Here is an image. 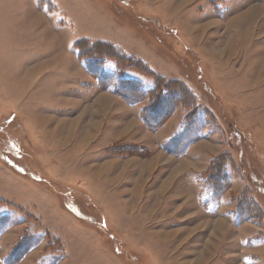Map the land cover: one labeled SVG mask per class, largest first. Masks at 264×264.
Segmentation results:
<instances>
[{
  "label": "rangeland",
  "instance_id": "rangeland-1",
  "mask_svg": "<svg viewBox=\"0 0 264 264\" xmlns=\"http://www.w3.org/2000/svg\"><path fill=\"white\" fill-rule=\"evenodd\" d=\"M128 78L187 98L152 129ZM5 257L264 264V0H0Z\"/></svg>",
  "mask_w": 264,
  "mask_h": 264
},
{
  "label": "trees",
  "instance_id": "trees-1",
  "mask_svg": "<svg viewBox=\"0 0 264 264\" xmlns=\"http://www.w3.org/2000/svg\"><path fill=\"white\" fill-rule=\"evenodd\" d=\"M81 50V49H80ZM82 52L80 53V56H82ZM105 57V56H104ZM108 57V56H107ZM102 78L103 80L105 81H108V78L109 76L107 75H103ZM160 83H158L156 81V85L152 88V89H149V90H143V84L139 81H136V80H133V79H122L120 80L117 88H115V91L120 94L121 96H123L124 98H128L130 97L131 99H129L130 103H135L137 101H135V97L139 94V92L141 93H144L146 96H149L150 100L153 102H151V104H153V106H149L145 109V111H143V120L145 121V123L152 129H159L160 126L162 124H164V122L167 120V118L170 116L171 114V111H172V108L171 107L175 101L174 98L178 97L181 98V97H185L187 98L185 95V93L180 89L181 86H175V88L177 89V91L173 92L174 94L173 95H170L169 92H168V89L167 91L164 90L163 93L161 91V94H159L160 92V89L162 88L160 85ZM144 91V92H143ZM125 92V93H123ZM155 93L157 95H155ZM164 95V99H163V104L164 106H162V108L165 110V112H161L162 114H160V112H157L156 109L154 108V105L157 103V100H158V97L159 96H163ZM189 100V98L185 101V103H187V101ZM189 102V101H188ZM161 104V102H160ZM159 104V105H160ZM186 106V105H185ZM186 107H189V106H186ZM199 112V111H198ZM196 112L193 116V119L200 117V113ZM199 120V119H198ZM176 138H171L169 139L168 141H166L165 143H163V147L165 149H167L168 151L170 152H173V153H177L178 155H184L187 148H180L181 144L180 143H173V141L175 140ZM178 142V141H177ZM185 149V151H184ZM184 152V153H182ZM221 159L220 157L215 159V160H212V165L215 166L216 164V161ZM211 165V166H212ZM222 173L220 175H216L214 176L216 179H217V183H218V186L212 181L214 180V177L213 179H210L209 180H206V185L208 187V189L210 190V196L208 197V199L206 200V204H210V203H214L216 202L217 200H219V194L217 193V191H219L220 189H222L223 185H222V182L225 183V179L226 177L229 179L228 175H226L223 171H221ZM226 176V177H225ZM215 181V180H214ZM212 182V183H211ZM15 255V254H14ZM13 255V256H14ZM15 257V256H14ZM57 261V260H56ZM55 261V262H56Z\"/></svg>",
  "mask_w": 264,
  "mask_h": 264
},
{
  "label": "crops",
  "instance_id": "crops-1",
  "mask_svg": "<svg viewBox=\"0 0 264 264\" xmlns=\"http://www.w3.org/2000/svg\"><path fill=\"white\" fill-rule=\"evenodd\" d=\"M33 119H34V117H33ZM6 260H7V259H6V257H5V258L2 260V263H3V262H6ZM60 261H61V260L57 261L58 264L60 263ZM3 264H5V263H3Z\"/></svg>",
  "mask_w": 264,
  "mask_h": 264
},
{
  "label": "bare ground",
  "instance_id": "bare-ground-1",
  "mask_svg": "<svg viewBox=\"0 0 264 264\" xmlns=\"http://www.w3.org/2000/svg\"><path fill=\"white\" fill-rule=\"evenodd\" d=\"M234 48V47H233ZM225 49V48H224ZM229 50V49H228ZM231 50V49H230ZM223 53V52H222ZM224 54V53H223Z\"/></svg>",
  "mask_w": 264,
  "mask_h": 264
}]
</instances>
